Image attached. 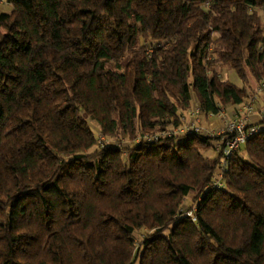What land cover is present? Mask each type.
<instances>
[{"label": "trees", "instance_id": "1", "mask_svg": "<svg viewBox=\"0 0 264 264\" xmlns=\"http://www.w3.org/2000/svg\"><path fill=\"white\" fill-rule=\"evenodd\" d=\"M8 2L0 264H264V127L220 187L206 127L164 133L255 93L264 0Z\"/></svg>", "mask_w": 264, "mask_h": 264}, {"label": "built area", "instance_id": "2", "mask_svg": "<svg viewBox=\"0 0 264 264\" xmlns=\"http://www.w3.org/2000/svg\"><path fill=\"white\" fill-rule=\"evenodd\" d=\"M264 92V79H262L255 88V93L248 97L243 103H241V108L243 109V115H231L224 117L226 115L225 111L221 110L215 116H218L223 120L221 128L218 130L207 129L209 136L216 137L215 145L216 150L220 152V163L216 168V174L213 178V184L216 186H223V173L228 168V160L230 156L236 152L241 146H243L246 141L256 134L264 124V107H256V94ZM199 107L194 104L188 112L189 119L184 118L183 125L170 128L164 133L172 134L176 132H181L184 130H200L203 129L200 126V119L198 117ZM256 113L257 120H252L250 114ZM151 138V136H148ZM153 139L158 138V134L152 136ZM97 141L100 145L108 141L103 135H98Z\"/></svg>", "mask_w": 264, "mask_h": 264}, {"label": "rangeland", "instance_id": "3", "mask_svg": "<svg viewBox=\"0 0 264 264\" xmlns=\"http://www.w3.org/2000/svg\"><path fill=\"white\" fill-rule=\"evenodd\" d=\"M11 9H12V5H11V3H9L8 2V0H0V13L1 12H10L11 11ZM261 10V9H260ZM217 67H218V69H219V71H220V74H221V76L223 77V78H227V79H229L230 81H233L234 83H237V84H241V80L239 79V77L237 76V74L233 71V69L232 68H229V67H227V66H221V65H219L218 63H217ZM187 117H186V119L188 120L189 119V115H186ZM228 115L226 114V115H224V117H227ZM212 117V116H211ZM208 117H203V115H201V117H200V125L201 126H203V127H206L207 129H210V131H211V129L212 130H218L219 128H221V125L223 124V120L224 119H222V118H220V117H218V116H216V121H217V123H215V124H213V125H211L212 123H211V121H210V123L211 124H209L208 123V121H209V118L207 119ZM92 127H93V131L95 132V133H97V127H96V125H92ZM124 141H127V140H124ZM206 155H210V156H214V155H216L217 154V152L215 151V149H213V148H209V149H207L205 152H204ZM191 196H192V193H190L187 197H186V199H185V202H184V205L182 206L183 207V209H185L188 205H189V203H190V200H191ZM142 235V233H137V239L139 238V236H141Z\"/></svg>", "mask_w": 264, "mask_h": 264}, {"label": "crops", "instance_id": "4", "mask_svg": "<svg viewBox=\"0 0 264 264\" xmlns=\"http://www.w3.org/2000/svg\"><path fill=\"white\" fill-rule=\"evenodd\" d=\"M256 86H257L256 82L252 83L253 90L256 88ZM256 107H264V92H260V93L256 94ZM223 110L225 111V113L228 116H231L234 114L243 115V113H244L243 109L241 108V104L230 103L227 106H225L223 108ZM208 118H209V121H208L209 124L212 123L211 125H213V124L217 123V121L215 119L216 116H212V117L208 116ZM250 118L252 120H257L258 116L256 113H252V114H250ZM210 121H211V123H210ZM262 126H264V124Z\"/></svg>", "mask_w": 264, "mask_h": 264}]
</instances>
